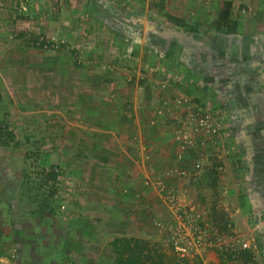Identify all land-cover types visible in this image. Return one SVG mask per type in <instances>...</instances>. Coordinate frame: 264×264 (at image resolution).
Here are the masks:
<instances>
[{
  "label": "rangeland",
  "instance_id": "rangeland-1",
  "mask_svg": "<svg viewBox=\"0 0 264 264\" xmlns=\"http://www.w3.org/2000/svg\"><path fill=\"white\" fill-rule=\"evenodd\" d=\"M135 241L264 264V0H0V264Z\"/></svg>",
  "mask_w": 264,
  "mask_h": 264
},
{
  "label": "trees",
  "instance_id": "trees-1",
  "mask_svg": "<svg viewBox=\"0 0 264 264\" xmlns=\"http://www.w3.org/2000/svg\"><path fill=\"white\" fill-rule=\"evenodd\" d=\"M130 242H128L127 245V248L130 250V258L128 259V262L131 264H145V262L141 260L142 252L144 250L142 243L135 241L133 248H131Z\"/></svg>",
  "mask_w": 264,
  "mask_h": 264
},
{
  "label": "crops",
  "instance_id": "crops-1",
  "mask_svg": "<svg viewBox=\"0 0 264 264\" xmlns=\"http://www.w3.org/2000/svg\"><path fill=\"white\" fill-rule=\"evenodd\" d=\"M135 122H136V120H134ZM141 121V120H140ZM140 121H138V124L141 126V123H140Z\"/></svg>",
  "mask_w": 264,
  "mask_h": 264
},
{
  "label": "built area",
  "instance_id": "built-area-1",
  "mask_svg": "<svg viewBox=\"0 0 264 264\" xmlns=\"http://www.w3.org/2000/svg\"><path fill=\"white\" fill-rule=\"evenodd\" d=\"M245 246H247V245H245Z\"/></svg>",
  "mask_w": 264,
  "mask_h": 264
}]
</instances>
